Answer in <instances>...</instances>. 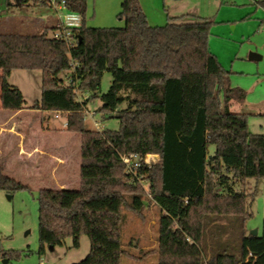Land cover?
Wrapping results in <instances>:
<instances>
[{
	"label": "trees",
	"instance_id": "16d2710c",
	"mask_svg": "<svg viewBox=\"0 0 264 264\" xmlns=\"http://www.w3.org/2000/svg\"><path fill=\"white\" fill-rule=\"evenodd\" d=\"M64 1L67 13L81 17L69 28L73 46L52 37L57 26L0 33L3 109L27 108L11 73L41 71V99L28 109L66 115V130L81 137L79 189L39 190L41 249L69 238L78 247L86 235L90 253L77 264H122L133 258L122 244L123 210L140 215L150 197L161 210L158 264H264V221L261 235L250 234L252 196L235 188L264 178V134H252L249 116L231 111L247 92L232 85V73L211 51L214 21L177 17L152 26L140 0H121L125 25L96 28L86 25L88 0ZM5 4L52 7L49 0ZM259 4L264 8V0ZM106 72L112 83L101 94ZM95 101L102 103L97 113L119 119L118 130L86 128L85 110ZM131 155L139 159L126 164ZM149 155L158 159L149 164ZM0 190L33 191L1 164Z\"/></svg>",
	"mask_w": 264,
	"mask_h": 264
},
{
	"label": "rangeland",
	"instance_id": "374dc122",
	"mask_svg": "<svg viewBox=\"0 0 264 264\" xmlns=\"http://www.w3.org/2000/svg\"><path fill=\"white\" fill-rule=\"evenodd\" d=\"M157 1L158 7H157ZM155 7L164 15H183L184 22H190L200 17L213 20L214 24L210 36V48L217 55L223 67L232 73L236 84L242 85L248 93L249 101L255 106L244 107L243 104L234 103L231 111L243 113L249 116V131L254 134H264V58L258 60L251 57V53L264 57V27L258 28L257 16L254 21L243 18L240 5H233L234 0H157ZM240 3H250L249 0H236ZM244 1V2H243ZM153 4V3H152ZM89 9L86 16V25L89 27H123L124 21L118 18L121 10L120 0H89ZM223 6V10L221 8ZM153 5L148 11L157 9ZM236 8V9H230ZM63 19L66 23V11L57 12L54 7H11L7 8L5 0H0V33L38 34L44 26L53 27L56 20ZM44 21V22H43ZM257 21V22H256ZM164 20L163 24H166ZM253 22V23H252ZM257 23L256 26L254 23ZM161 25V24H160ZM237 26L236 28H234ZM251 49V50H250ZM259 52V53H258ZM69 73L62 77L67 82ZM9 83L21 89L25 96V102L33 104L41 98L42 73L41 71L14 70L9 77ZM112 75L106 72L102 79L100 93L105 94L110 89ZM86 96L79 93V100H85ZM247 100V99H246ZM260 104V105H258ZM102 105L101 101L90 102L85 110V125L89 130L104 131L118 130L120 121L116 117H108L97 113ZM122 109L126 105H122ZM48 124L51 127L67 128V116L55 114L49 115ZM75 139L71 141L64 136H46L47 146H62L69 151L72 161L78 159V180L80 171V134L74 133ZM78 146V152L74 151V145ZM60 144V145H58ZM0 146H4L1 139ZM4 148V147H3ZM214 147L210 152L214 153ZM158 156L149 155L146 162L151 164ZM10 175L21 183L32 188V192L22 190L9 194L0 190V264H77L84 260L90 253L91 243L86 235L80 239L78 247L73 246L71 238L62 246L51 247L46 245L41 249L39 235V190L42 188L54 189L52 165L46 164L44 170L37 171L34 168L23 167L22 162L15 161ZM73 171V170H72ZM70 172L72 182L65 185L70 190L79 189V182H73L76 177ZM236 190H244L250 194L249 212L251 217L246 222V227L251 231L262 234L264 221V178L248 179L245 184H236ZM148 190V185L145 184ZM220 190V189H219ZM124 222L122 225L123 248L133 258H123L122 264H158V235L160 208L151 200L145 199V208L139 215L133 211L124 209ZM19 252L21 256L10 260L2 257L3 252Z\"/></svg>",
	"mask_w": 264,
	"mask_h": 264
},
{
	"label": "crops",
	"instance_id": "0c3cea01",
	"mask_svg": "<svg viewBox=\"0 0 264 264\" xmlns=\"http://www.w3.org/2000/svg\"><path fill=\"white\" fill-rule=\"evenodd\" d=\"M156 1L157 0H140L141 6L148 18L150 25L165 26L168 23L169 18L183 17V15H173V16H168L169 17L168 19H164L165 18L164 15H162L160 10L155 7ZM249 2L250 3H246V2L240 3L234 0L230 3H232L235 6L240 5V8H238L237 10L241 11V13L243 14V17L241 19L246 18V20H248V23H250L249 20L252 21L255 20L254 17L255 14L257 18H259L257 19L258 28L260 26L264 27V8L259 4V0H249ZM158 3L159 2L157 1L156 4L157 7L159 6ZM152 5L157 9L156 18L155 15L153 14L155 11L153 10L152 12V11H148L147 9L149 8V6ZM88 9H89V5H88ZM223 9L224 8L222 6L221 11ZM230 9H236V8H230ZM252 18H254V20ZM200 19H207V18L200 17L197 20ZM164 20H167V22L166 24L162 25ZM256 22L254 23L255 26L257 24ZM58 23H59L58 20H56V24L54 26L56 27ZM236 27L237 26H235L234 28ZM101 28H110V27H101ZM251 54H255V53H251ZM215 56L217 57V55ZM255 58L256 59H251V60L263 59L264 57L263 55L259 56L257 54ZM0 77H1V71H0ZM231 82L233 86L243 88L241 84L240 85L236 84L237 82H235L232 76H231ZM17 88L21 91L19 87ZM23 97L25 99L24 95ZM248 98L249 96H247V100L243 104L244 107L255 106L256 104L249 101ZM40 99H36L33 104H28L26 102L27 108L19 111L5 110L3 109L1 103V83H0V141L1 139H4V146H3L4 148L0 146V164L4 168L5 173L8 176L12 177V175L10 174L13 170L14 167L13 164H15V161L18 163L21 161L23 167H27L29 169L30 167H32L40 172L44 170L46 164L49 163L50 165H52L53 182L51 184L53 185L54 189H70V187L68 185H65V183L72 182L70 175V172L72 170H73L72 171L73 175L75 174L76 176L73 182L77 183V185L79 182L78 159L76 160V163H74L72 161V157H70L68 153L69 151L63 149V147L60 144H58L60 146H47L46 136H51V135L56 137L64 136L67 137L70 141L72 139H75V136L74 133L68 132L66 128L61 129L54 126L51 127L48 124L50 119L49 115L55 114L56 116L57 113H43L42 111L37 109H28V107L33 106ZM258 135H262V134H258ZM74 151L78 152V146L76 145V143L74 145Z\"/></svg>",
	"mask_w": 264,
	"mask_h": 264
},
{
	"label": "built area",
	"instance_id": "2783aa9c",
	"mask_svg": "<svg viewBox=\"0 0 264 264\" xmlns=\"http://www.w3.org/2000/svg\"><path fill=\"white\" fill-rule=\"evenodd\" d=\"M52 7L56 9L57 12L59 11H66L65 10V1L62 0L60 4H57V0H49ZM67 19L69 22H65L63 19L60 18V21L57 25V29L52 32V37L60 40H65L70 46H73L75 40L73 39L72 33L69 30L70 27H78L81 25V17L76 14H69L67 13ZM62 113H57L56 117H59ZM68 126V121L65 125ZM156 157V156H155ZM147 158V157H146ZM139 157L137 155H131L130 157L124 158V162L126 164H130L132 160H138Z\"/></svg>",
	"mask_w": 264,
	"mask_h": 264
},
{
	"label": "water",
	"instance_id": "95a60500",
	"mask_svg": "<svg viewBox=\"0 0 264 264\" xmlns=\"http://www.w3.org/2000/svg\"><path fill=\"white\" fill-rule=\"evenodd\" d=\"M251 57L254 58L256 57V54H251ZM250 234L254 235V236H257V231H251Z\"/></svg>",
	"mask_w": 264,
	"mask_h": 264
}]
</instances>
